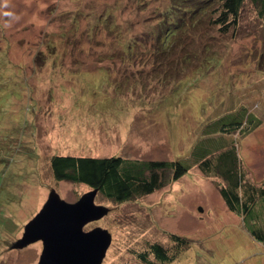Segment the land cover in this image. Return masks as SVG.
Here are the masks:
<instances>
[{
	"label": "rangeland",
	"instance_id": "1",
	"mask_svg": "<svg viewBox=\"0 0 264 264\" xmlns=\"http://www.w3.org/2000/svg\"><path fill=\"white\" fill-rule=\"evenodd\" d=\"M166 4L0 0V264L38 263L41 241L10 247L51 190L70 204L92 191L56 181L55 156L180 160L189 168L145 197L115 203L96 193L95 205L108 213L83 231L111 235L101 264H153L152 244L175 254L171 235L189 245L164 264H264V246L193 166L196 145L212 151L224 140L237 146L246 181L264 185V29L247 12L240 33L220 35L206 21L187 29L180 42L198 53L209 44L217 62L202 68L200 58L181 59L180 73L163 84L166 69L158 71L156 62L125 67L117 58L135 42L133 61L145 62L156 44L155 9ZM108 57L113 63L101 60ZM239 108L260 126L249 134L203 136L207 123Z\"/></svg>",
	"mask_w": 264,
	"mask_h": 264
},
{
	"label": "trees",
	"instance_id": "2",
	"mask_svg": "<svg viewBox=\"0 0 264 264\" xmlns=\"http://www.w3.org/2000/svg\"><path fill=\"white\" fill-rule=\"evenodd\" d=\"M253 13L256 16V27L264 29V0H168V4L155 9L158 19L156 44L153 51L144 61H133L135 42L130 43L123 52V58H117L121 63L127 61L131 66L143 67L152 60L156 62L158 71H161L160 82L168 84L180 73L177 68L183 62L200 58L205 63L202 68L211 63H216L210 45H203L198 50L192 48L191 43L180 42L187 29L196 31L197 25L207 22V27L218 28L220 35L232 31L233 34L242 32V14ZM114 28V27H113ZM264 44V40H262ZM185 51V54H184ZM178 58V54H180ZM203 53L202 57L200 56ZM142 59V58H137ZM183 62H182V60ZM264 59V56H262ZM112 62V57L101 59ZM113 63V62H112ZM134 63V65H133ZM124 65V64H123ZM183 68V67H181ZM140 68H137L139 72ZM123 73L122 71H119ZM104 74V73H103ZM261 121L247 113L246 108H239L234 113H227L210 123H207L202 134L205 137L212 135L226 136L234 132L249 134L258 128ZM241 133V134H243ZM204 142H211L204 138ZM220 142V141H219ZM221 146L212 151H201L196 145L197 153L194 155L193 166L207 179L215 183L219 196L228 211L238 215L244 222L250 237L264 246V185L255 186L246 181V170L239 159L234 143L221 141ZM194 149V150H195ZM50 168L53 177L58 182L81 184L92 190H97V195L115 203H122L135 198L145 197L165 187L167 183L178 181L185 175L189 168L180 160H132L123 157L110 158H85V157H58L51 158ZM98 195V196H99ZM260 209V213L256 209ZM170 239L176 245L175 254L168 255L158 244H152L149 252L156 262L164 264L173 259L182 250L188 248L189 242L184 237L171 235ZM144 258V255H141Z\"/></svg>",
	"mask_w": 264,
	"mask_h": 264
},
{
	"label": "water",
	"instance_id": "3",
	"mask_svg": "<svg viewBox=\"0 0 264 264\" xmlns=\"http://www.w3.org/2000/svg\"><path fill=\"white\" fill-rule=\"evenodd\" d=\"M96 193L92 190L70 204L51 190L41 210L24 226L22 238L10 248L41 241L37 264H101L111 235L100 228L83 231L86 224L108 213L107 208L95 205Z\"/></svg>",
	"mask_w": 264,
	"mask_h": 264
}]
</instances>
